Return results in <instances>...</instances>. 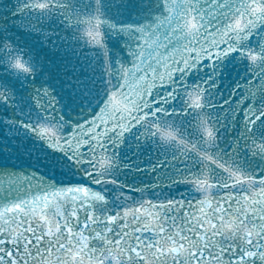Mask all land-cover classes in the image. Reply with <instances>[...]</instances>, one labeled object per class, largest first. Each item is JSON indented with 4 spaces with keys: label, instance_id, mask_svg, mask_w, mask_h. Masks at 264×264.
I'll use <instances>...</instances> for the list:
<instances>
[{
    "label": "snow or ice",
    "instance_id": "obj_1",
    "mask_svg": "<svg viewBox=\"0 0 264 264\" xmlns=\"http://www.w3.org/2000/svg\"><path fill=\"white\" fill-rule=\"evenodd\" d=\"M0 264H264V0H0Z\"/></svg>",
    "mask_w": 264,
    "mask_h": 264
}]
</instances>
